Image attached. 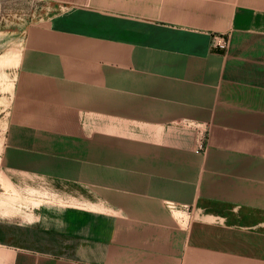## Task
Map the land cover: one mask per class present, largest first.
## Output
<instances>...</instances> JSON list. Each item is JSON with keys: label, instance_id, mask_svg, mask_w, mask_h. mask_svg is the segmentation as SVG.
Returning <instances> with one entry per match:
<instances>
[{"label": "crops", "instance_id": "crops-1", "mask_svg": "<svg viewBox=\"0 0 264 264\" xmlns=\"http://www.w3.org/2000/svg\"><path fill=\"white\" fill-rule=\"evenodd\" d=\"M45 1L1 159L77 248L14 264H264V0Z\"/></svg>", "mask_w": 264, "mask_h": 264}, {"label": "rangeland", "instance_id": "rangeland-1", "mask_svg": "<svg viewBox=\"0 0 264 264\" xmlns=\"http://www.w3.org/2000/svg\"><path fill=\"white\" fill-rule=\"evenodd\" d=\"M51 11L45 0H0V264H14L17 256L30 250L72 256L77 248L73 238L40 228V201L27 200L32 192L29 189L28 192H22L14 185L15 175L6 170L1 159L13 123V81L21 49L32 25L46 12ZM172 211L176 225L183 230V236L188 237L190 216L178 209ZM218 235L221 236V233L214 238ZM190 251L191 243L188 240L179 264H192L185 261L186 254Z\"/></svg>", "mask_w": 264, "mask_h": 264}, {"label": "built area", "instance_id": "built-area-1", "mask_svg": "<svg viewBox=\"0 0 264 264\" xmlns=\"http://www.w3.org/2000/svg\"><path fill=\"white\" fill-rule=\"evenodd\" d=\"M228 38H226L224 35H218L214 38V43L220 45V46H227L228 45ZM204 143L203 141L200 142L199 148H203ZM168 207L170 209H178V207L174 203H167Z\"/></svg>", "mask_w": 264, "mask_h": 264}]
</instances>
